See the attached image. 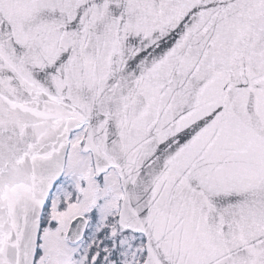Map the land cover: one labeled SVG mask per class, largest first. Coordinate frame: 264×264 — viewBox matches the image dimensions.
Returning <instances> with one entry per match:
<instances>
[{
	"label": "snow or ice",
	"instance_id": "6c2138e0",
	"mask_svg": "<svg viewBox=\"0 0 264 264\" xmlns=\"http://www.w3.org/2000/svg\"><path fill=\"white\" fill-rule=\"evenodd\" d=\"M0 264H264V0H0Z\"/></svg>",
	"mask_w": 264,
	"mask_h": 264
}]
</instances>
